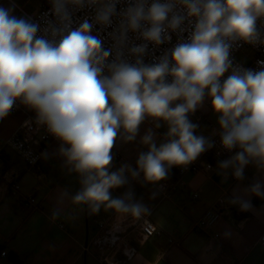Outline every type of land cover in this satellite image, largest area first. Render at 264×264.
<instances>
[{
	"label": "clouds",
	"instance_id": "clouds-1",
	"mask_svg": "<svg viewBox=\"0 0 264 264\" xmlns=\"http://www.w3.org/2000/svg\"><path fill=\"white\" fill-rule=\"evenodd\" d=\"M49 2L54 20H46L43 28L31 18L13 15L14 4L0 6V120L19 100L36 112L38 124L62 141L60 154L81 178L72 204L87 205L91 213L103 206L133 218L147 214L150 210L134 202L132 192L113 198L110 189L128 182L126 172L132 178L142 172L150 183L164 180L169 168L187 165L211 148L205 137L194 134L198 126L188 118L206 93L219 114L223 148H239L219 163L224 178L231 169L237 180L244 179L250 163L264 170V61L252 70L234 66L230 59L236 41L264 44L257 30V21L264 19V0ZM122 3L127 6L118 12ZM85 9L92 17L73 27L74 14ZM114 17L118 24L109 34L113 44L105 49L93 29L111 27ZM185 22L191 28L187 41L146 64L148 43L170 42V32H183ZM130 32L146 43L129 46ZM146 117L165 121L170 139L157 147L149 131L141 140L149 150L139 155L137 168L123 165L110 172L121 129L124 141H133ZM262 188L257 182L248 191L264 197ZM230 203L241 211L251 208L239 196Z\"/></svg>",
	"mask_w": 264,
	"mask_h": 264
},
{
	"label": "crops",
	"instance_id": "crops-1",
	"mask_svg": "<svg viewBox=\"0 0 264 264\" xmlns=\"http://www.w3.org/2000/svg\"><path fill=\"white\" fill-rule=\"evenodd\" d=\"M16 1L20 0L5 1L2 6L7 8L14 4L18 9ZM13 15L16 16L14 12ZM36 115L34 110L24 105L21 111L8 117L0 126V152L4 155L0 171V252L5 250L8 253V257H0V264H101L98 253H85L84 247L95 235L96 223L114 216L116 212L101 206L98 213H91L87 205L72 204L71 197L82 187L81 178L70 171L71 166L60 154L62 141L35 145L42 152L38 171L28 168L7 146L10 137L26 119ZM188 118L198 126L194 134L205 137L208 142L213 129L221 130L219 114L213 111L207 93L202 105L194 113H189ZM149 131L153 133L157 147L170 139L166 135L168 124L151 117L145 118L133 141L125 142L121 129L112 149L110 172L122 167L119 158L137 168L139 155L149 150L141 142ZM235 154L217 159L204 151L194 161L211 166L212 170L182 176L179 166L174 165L168 169L164 180L155 183L145 181L142 172L143 180L133 183L125 173L128 182L110 189L111 196L122 198L126 192H132L133 201L147 206L153 222L161 230L159 236L139 247L138 255L130 264H264V248L260 244L264 235V197L248 191L257 182L264 185V170L250 163L244 169V179L234 180L231 169L227 170L225 179L219 163ZM10 169L18 175L20 182L21 188L16 194L2 189L3 173ZM162 182L177 184L168 198L159 186ZM64 192L67 196H62ZM33 193L42 207L37 212L24 204L25 197ZM194 195L198 198L194 199ZM234 196L251 203V208L244 211L243 216L227 214L209 231L194 228L205 212L222 198L237 207L238 204L230 203ZM255 198L258 206L254 203ZM57 210L59 215L54 218Z\"/></svg>",
	"mask_w": 264,
	"mask_h": 264
},
{
	"label": "built area",
	"instance_id": "built-area-1",
	"mask_svg": "<svg viewBox=\"0 0 264 264\" xmlns=\"http://www.w3.org/2000/svg\"><path fill=\"white\" fill-rule=\"evenodd\" d=\"M5 1L11 0H0V6L3 5ZM126 3L117 5V11L123 7H126ZM51 4L48 1L47 4L42 5L38 10V13L35 17H29L34 22H37L41 25V28L44 27L46 20H54V17L50 15ZM93 12L91 10L85 9L74 14V20L76 23L73 24V27L78 26V23L83 21L85 17L91 18ZM118 17L113 18V24L108 28H101V26L96 25L93 29V34L99 36L103 41L105 49L112 47L113 41L110 37V33L114 28L117 27ZM184 31L170 32L171 41L163 43L159 46H155L151 43H148V50L144 56V62L146 64L154 63L161 57L165 52L174 48L178 42L187 41L190 26L185 22ZM257 30L261 34V38L264 39V19L257 21ZM42 33H38L40 35ZM129 46L132 44H142L146 43L145 41L138 39L137 34L128 33ZM250 49L254 53V57L249 60L248 65L241 62L239 55L245 50ZM125 56L127 57V50H125ZM130 62H134V57H127ZM112 57H109L111 61ZM230 59L233 61L234 66H241L246 69L258 70L259 65L258 61H264V44H249L245 43L243 40L236 41L230 51ZM108 75L107 70L104 73ZM230 74L225 73L221 77V82L227 78ZM171 77H168V82H171ZM23 104L17 100L12 110L3 120H0L1 124L10 116L15 115L23 109ZM221 130L213 129L212 137L209 143L213 146L211 148H206V153L212 155L217 159H222L226 156L232 155L239 151V148H234L231 151L223 148L221 143ZM59 139L52 135L46 125H41L37 123V115L28 117L26 121L21 125V127L16 131L8 140L7 146L11 147L14 153L23 161V163L30 169L36 171L39 170L40 161L42 158V152L35 148L37 144H46L53 141H58ZM119 163L123 165H128L132 169H136L129 163H127L123 158H119ZM4 165V155L3 152H0V171L3 169ZM203 170H212L211 166H205L198 161H192L187 165H179L180 175H186L189 173H198ZM127 175H129L126 172ZM129 180L133 183H139L143 180L142 175L140 174L137 178H132L129 175ZM3 188L6 191L11 193H19L20 191V182L18 175L13 170H6L2 176ZM234 180H237L234 177ZM161 190L164 192L165 197L170 196V192L174 191L177 187V184H169L162 182L160 185ZM198 196L194 195V199H197ZM24 204L27 207L32 208L33 210H40L41 204L37 200L36 194L33 193L24 199ZM233 215L235 217H241L242 211L240 207L231 206L226 199H220L212 208L208 209L205 214L194 224V228L200 231H209L213 229L218 222L227 215ZM63 228L64 226L61 225ZM98 228L95 235L88 240L86 246L84 247L85 253L91 251H96L98 253V260L101 264H130L136 258L139 252V247L146 244L152 238L159 236L161 230L152 220V213L149 211L147 214L139 217L133 218L131 215H120L115 214L114 216L99 221L96 223ZM219 235H216L218 238ZM173 244L174 242L171 241ZM261 246L264 248V235L260 240ZM0 257H8V253L5 250H1Z\"/></svg>",
	"mask_w": 264,
	"mask_h": 264
},
{
	"label": "rangeland",
	"instance_id": "rangeland-1",
	"mask_svg": "<svg viewBox=\"0 0 264 264\" xmlns=\"http://www.w3.org/2000/svg\"><path fill=\"white\" fill-rule=\"evenodd\" d=\"M49 0H20L16 1L19 8L21 9L20 12H18L19 8L14 10V13L16 16L19 17H25L28 18L30 17H35L38 13V10L42 5H45ZM247 57H250L251 59L254 57V53L250 49H245L240 55L239 59L241 62L244 64L248 65L249 60L246 59Z\"/></svg>",
	"mask_w": 264,
	"mask_h": 264
},
{
	"label": "trees",
	"instance_id": "trees-1",
	"mask_svg": "<svg viewBox=\"0 0 264 264\" xmlns=\"http://www.w3.org/2000/svg\"><path fill=\"white\" fill-rule=\"evenodd\" d=\"M46 4H47V3H46ZM254 203H255L257 206L259 205V202H258L257 198L254 199ZM243 212H244V211H242V215H241V216H243Z\"/></svg>",
	"mask_w": 264,
	"mask_h": 264
}]
</instances>
